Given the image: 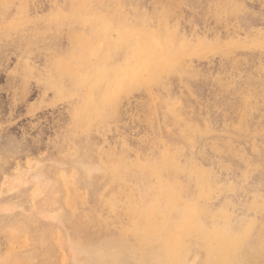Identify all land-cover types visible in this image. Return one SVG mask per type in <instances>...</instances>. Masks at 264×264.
<instances>
[{
	"label": "rangeland",
	"instance_id": "1",
	"mask_svg": "<svg viewBox=\"0 0 264 264\" xmlns=\"http://www.w3.org/2000/svg\"><path fill=\"white\" fill-rule=\"evenodd\" d=\"M0 264H264V0H0Z\"/></svg>",
	"mask_w": 264,
	"mask_h": 264
}]
</instances>
